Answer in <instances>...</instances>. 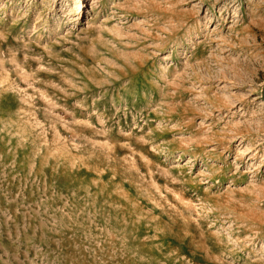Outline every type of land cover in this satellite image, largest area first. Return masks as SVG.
Returning <instances> with one entry per match:
<instances>
[{
	"label": "rangeland",
	"instance_id": "obj_1",
	"mask_svg": "<svg viewBox=\"0 0 264 264\" xmlns=\"http://www.w3.org/2000/svg\"><path fill=\"white\" fill-rule=\"evenodd\" d=\"M0 264H264V0H0Z\"/></svg>",
	"mask_w": 264,
	"mask_h": 264
}]
</instances>
